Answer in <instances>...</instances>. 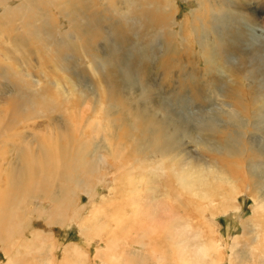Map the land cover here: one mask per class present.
Here are the masks:
<instances>
[{"label":"rangeland","instance_id":"obj_1","mask_svg":"<svg viewBox=\"0 0 264 264\" xmlns=\"http://www.w3.org/2000/svg\"><path fill=\"white\" fill-rule=\"evenodd\" d=\"M25 1L27 0H0V16L3 14L4 10L7 9H14L16 11V14L11 16V22H8L5 27L0 26V42L2 43H0V52L2 51V54L0 53V65L5 66L6 64H11L16 67L18 71H23V74L24 72H27L26 75L24 74L25 79L29 83L34 84V88L37 89L39 93L42 92L41 95L45 97V99L51 102L50 98L52 97L54 98L55 103L59 102L57 106L58 110L54 107H50L47 108L48 111H50L49 109H56L55 111L53 110V113L55 114L57 112L55 115H61L63 119L64 117L66 118L65 114H67L66 110L68 105L72 103L71 105L74 106V111H84V116L86 118L90 116L93 117L95 115L96 112H93V108H96V111H100L103 114V112L106 110V106L110 104V102H108L109 99L113 98L115 100L114 96L109 95V85L112 84L115 86V84L118 83L119 86H125L126 90H130L129 92L131 96L134 97L133 102L135 105L143 106L146 104V106L151 109L152 113L159 115L161 118L162 113L171 114L175 117H179L180 121L183 122L181 123L183 124V130H186V133L184 134L183 140H181V144H183L182 146H184L186 150H184V152L178 153V156L174 158L175 160L172 164V167L170 168H164L161 170L159 168L160 164L153 165L152 170L157 168V172L153 174L154 176L152 181L146 186L147 196L144 197H147L146 203L151 202V205L154 208L160 205L162 206V209L165 207L167 201L161 187H163L168 176L166 173L167 170L165 169H170L172 172V180L177 188L183 187L182 181L187 180V176H190V178L193 177V180L196 178L197 181L194 182L192 180V188L198 194L197 196H199L200 199L199 197L191 198V200L196 201V203L194 202L195 204H189L190 206L187 205V208H182L183 210H179V207L177 208L176 206L177 213L173 214V229L176 236L169 239L171 241L169 244H174L173 242H175L180 247L178 249L179 254L177 253L178 251L175 253L168 251L170 246L169 244L164 245V243L167 242L166 239L163 238L160 241L161 247L159 248H161V250H158L156 253L151 251L150 255L156 256V261L152 262L151 264H169V262L172 264L173 258L177 260L176 264H214L211 260L213 257L217 259V264H232L230 258L233 254L232 252H234L232 250V244L233 238L235 236H239V241L240 243L242 242L241 245H243L242 247H247L248 244L253 243L250 242L251 237H255V239L258 240L264 235V227L257 228L254 224L256 221L255 219L253 220V216L256 214L258 215V217H256L258 220L259 216L261 215V212L257 211L255 207L257 206L255 200H257V197L259 198V194L254 189L258 190V188L252 184L251 176L247 174L248 168L246 166L248 162L239 156H236V158L233 159L215 151L209 152L207 149L198 146L196 144L198 141L194 137L192 138L191 135L187 134L190 132V128L188 127V129H185V127L187 128V126H191V121H186L184 119L187 118L188 115L192 116V111H194V117H196L197 114H206V110H198L199 105H204V109H209L210 106V110L214 109L215 107L217 109L218 106L225 107L223 102L226 101H232L235 105H238V102H235L232 99L233 96L229 93H226L224 89H227L226 86L231 83L232 77L230 76L233 74H235L240 80L241 78L244 80L246 79L248 70L246 69V65L243 61H247L248 59H250L249 61H253V59H260L258 60L259 63L262 62V59L264 61V0H199L202 3H206L205 5L207 9L206 13L204 11L202 12V10L197 12V15L204 19L206 26L204 27L202 25V27L198 29V35H200V39H202L203 36L207 37V42L210 43L208 44L209 51L212 49L210 52L212 54L211 57H216L213 61V67H215V69H213L212 72L220 78L217 84H215L216 80H211V85H209V83L203 84V82H200L201 79L203 80L201 71L206 66L205 58L202 56L198 58L192 53H198L197 51L200 50V44L197 43L198 39L196 40L195 36L190 34V29L194 27L195 18L194 12L192 10H195L194 8L198 7V0H147L148 2L146 0H30L29 3L34 4V8L22 11L26 13L29 12V14H27L28 17L24 16V14L21 15L22 12L17 14V7ZM84 3L90 5V8H86ZM108 3L112 7L117 5V8L121 6L123 9L121 10V8H119L120 10H116L117 13L115 11L113 14V12L107 10V8H109ZM127 7H130V16L137 13L141 14L145 8L147 9L149 7H153V9H155V11H153L154 15L162 16V19H171V17L174 16L176 22H180L178 24L183 25V27H180L175 22L174 26L178 31H182L181 36H168L163 32L161 34L162 36H160V28L154 26H148L142 30L136 31V28L132 27L130 24L131 22L129 18L127 20L128 22L124 21L127 23L126 25L123 22L119 24V21L124 20V16L122 14L123 11L127 12ZM61 8L66 11H61ZM103 8H105V10ZM32 11H34L36 17L33 16ZM99 11L102 13L99 14ZM222 14L223 18H225L224 16L227 17L229 15L232 21L234 20V22H226L229 24H227L226 29L222 28L223 32L220 36L219 31H214L213 29L217 26L221 27L223 22L220 20H214L213 22L212 20L213 18L220 17ZM26 17L28 19L29 26H32L33 22L35 25H40L42 20L49 21V25L45 26V29H42L48 37L45 35V38H43L44 33L42 30H39L40 32L38 31L40 36L38 34H33L36 33V27L32 28V33H30L28 30L29 27L25 28ZM115 18L118 19L116 20ZM75 21L79 24H77ZM216 21H219L218 24H215ZM197 23L198 22H196V25ZM74 24L87 30L92 29L94 40H99L100 45L94 43L93 48L95 49L85 47L81 44V40L76 38L77 33L71 34L70 39L67 38L65 33L70 32V26ZM116 24L121 25V32L116 31V28H119L114 26ZM103 25L105 26L103 27ZM106 26H108V28H105ZM103 29L107 31H104ZM112 30L116 31L117 33ZM162 30L168 32L165 28ZM20 32L24 34H21ZM18 33L20 34L18 35ZM21 35H24L25 39L20 40L22 37ZM198 35L197 38H199ZM84 37L87 39L89 38L88 35H85ZM7 38L10 39L8 40ZM24 42L27 44H23ZM65 42L70 43L71 46H74L69 49L67 48L68 50H65L63 47L59 49L58 44ZM72 43L74 44L72 45ZM170 45L175 46L173 51L168 49ZM19 46H21V48ZM5 47H7V49ZM8 48L10 49L9 51H7ZM88 50L93 54H99L100 52V56L103 54L107 55H105L108 59L107 68H105L104 71L101 72L99 69H97L96 63L91 62L88 56ZM257 51L259 54H256ZM178 52L181 54H178ZM144 53V62L141 67L137 64L140 58L139 55ZM57 55L59 58L58 60ZM64 56L68 58L69 62L62 66L61 61ZM196 59L201 61L199 62V65H197ZM195 60L196 63L193 68L192 65ZM17 62L19 63V66H16L18 65ZM24 62L27 63L25 64ZM230 68H233L232 71L229 70ZM2 79H0L1 83L7 82V79ZM222 81L223 83H221ZM192 82H195L196 84L192 85ZM125 87L120 90V93L125 90ZM221 88L222 91L219 90ZM190 89H192L194 93H190ZM6 93L7 94L4 95L5 97H3V94H0V129L2 127H6L7 129L4 130L3 135L11 134L12 138L10 141H8V139L7 141H4L5 139H3L2 135L0 134V164H3L0 166V170L3 169V171L6 169L5 166L7 167V162L10 160L11 162H17L18 160L16 157L18 152L16 149H14L15 146L19 145L21 150L27 152L35 151L37 155L40 156V149L38 146L40 141L44 140V142L47 144L46 137L49 136V138H53L55 140L59 138L60 142L62 143L63 140L65 141L63 138V129L66 127L75 126V124H67V122L64 124L63 121L61 124H53L52 122L47 123L43 117L36 116L35 119L30 121H19L13 126L9 125V127H7L10 119H12V113L15 112V109L13 108L11 97L9 98L8 96L10 92ZM30 94L31 93L29 92V95ZM192 95L195 96V98H191ZM217 104L219 105L217 106ZM255 106L256 105H253L252 103L247 105L248 116L251 114L252 109L255 108ZM185 109L190 111L188 112L189 114L185 113ZM173 110H176L177 112ZM8 117L11 118L7 119ZM250 119L253 120L255 118L253 115H251ZM184 123L187 126L184 125ZM49 125H51V128L48 130ZM249 129L253 130L252 126H249ZM126 130V127H123L118 132L119 139L127 142L132 154L136 156V141L125 136V134H127ZM223 130L225 131V129ZM223 130L221 134L218 135L221 140L226 135ZM17 133L18 135L15 136ZM45 133L47 136L43 138V135H46ZM257 141L264 143V140L259 138V136L257 137ZM145 155L149 160V163L147 164L156 163L154 161L158 159L157 156L154 154L149 155V152ZM226 157L228 158L226 160L230 164L221 163V166L219 163L216 165L214 164L215 162H212L215 159H225ZM6 160L8 161L5 162ZM94 163L95 164L93 165L97 164L100 168L99 161L97 162L95 160ZM134 163L136 165L138 164L136 162ZM230 168L233 171L232 174H234L235 171L240 174V176H238L235 173L234 177H232L233 175L230 174V178L234 181V183L236 182L237 188L239 190L236 188L235 193L232 191V202L230 201V209H228V212H219L213 217L211 215L214 209L213 206L218 207L223 201V198L214 199L213 197H207L210 196L211 187L216 189L218 185L221 187L226 186L224 184L225 179L217 172L226 169L229 170ZM102 169H99L98 173L96 170H94V172L97 174L95 176L96 184L99 183V179L105 173H107L108 170H110V167L105 166V168L103 167ZM113 171L115 172L116 168H114ZM0 175H2L0 178V184L7 187V175L3 172L0 173ZM89 178L92 181L94 176H90ZM109 180L110 182L117 180L116 185L114 186L115 192L118 191L119 186L122 185L124 181L123 178H119V174L115 175L114 173L113 175H110ZM3 181H5L7 185L5 182L3 184ZM104 181L105 178L103 179V182ZM249 185L252 186L249 188ZM229 189L230 188H228V190ZM260 189H263L262 191H264V188L260 187ZM185 191L189 192V190ZM221 191L222 190L219 192ZM92 193L94 194V192ZM5 194L6 193L1 194L3 195V201L1 202L2 206L9 205L10 207L14 208L17 203H9L8 201L11 195ZM110 194L111 193L108 190V186L99 187L97 194H95L96 204L98 206H102L103 208L109 207V205L107 206L106 204H102L101 199L103 196L108 198ZM87 195L88 194H85L81 191L77 193V207H81L82 205L87 206L85 211L83 210L85 216L88 215V212H90L91 208L93 207L91 204L93 201L90 202V197H87ZM15 196L18 200L19 198L24 199L22 203L18 205V210L20 213H22V211H24L25 207L27 206L25 213L27 220H30V218L33 216L37 217V208L42 209L44 207L46 211H51L55 207V202H48V200H39V198L32 199V196L28 199L27 195ZM187 196L188 195L186 194L184 198ZM80 199L82 200L80 201ZM202 200L210 204V206H207V208H209L203 216H201L199 212L196 211V206H198L197 204H201ZM186 204L188 203L186 202ZM232 206L233 208H231ZM193 207L196 209L195 211L193 210ZM70 208L76 209L74 205H70ZM73 211L74 209H70L68 211L70 216L75 214V211ZM250 218L251 221L249 220ZM260 219H262V216ZM41 220H43V222L40 223ZM41 220H34V222L32 220L29 223H25L24 227L32 225L34 228L31 230L40 234L39 241L43 239L44 242H46L44 244V252L39 250V241H35L36 248L25 249L24 247H21L23 244V240H21V238H5L6 244H10L8 245V249L0 248V264H5V262L7 263L9 260V263H11V260H14L17 258V256L22 257L20 264L22 262V264H51V260L49 258L53 254L54 256L57 254V257L55 256L57 259H55V262L53 261V264H64L65 257L72 255V249L75 244L77 246L80 245V250L85 252V256L88 257H76V259L83 258L85 262L84 264H93L94 260L95 264H101L100 260L96 258V253L98 252L96 249H98L100 243L101 246L105 245L102 241L100 242L98 236H90L85 239V237L81 234L78 225L76 223H70L69 225L67 221L66 224L62 226L54 223L52 225L54 232L51 230V233L54 234H51L47 229H45V226H47L49 221L47 219ZM206 220L208 222H205ZM41 224H43V227ZM1 225L0 234L7 233V227L5 225ZM245 225L248 229L251 228L248 234L246 233L249 230H244ZM2 227L6 229L4 230ZM24 232L25 231H23V234ZM28 237L30 239L31 235ZM101 237H104V235H101ZM23 238L24 237L22 236V239ZM175 238H177V240H174ZM213 241H216V243H212ZM14 244H16L17 247L14 246L10 248ZM217 247L218 251H214L213 249ZM242 247L240 248L242 249ZM56 248L57 252L55 250ZM87 249L89 251H87ZM32 252H36V254L32 255L34 256L33 258H30L31 255L29 253ZM211 255L212 257H209ZM171 257L172 259H170ZM52 260H54L53 257ZM106 262H108L107 264H110L108 259Z\"/></svg>","mask_w":264,"mask_h":264},{"label":"bare ground","instance_id":"obj_2","mask_svg":"<svg viewBox=\"0 0 264 264\" xmlns=\"http://www.w3.org/2000/svg\"><path fill=\"white\" fill-rule=\"evenodd\" d=\"M29 1L30 0H27L17 7V14L21 13L22 11H26L34 8V4L29 3ZM200 1L199 0L197 1L198 7L194 8L195 10H192L194 12L195 18H194V27L190 29L191 30L190 34L192 36H195L196 40L198 39L197 43L200 44V50L199 51L196 50L198 53L196 52H192V53L196 55L198 58L202 56L206 60V66L201 71L202 73L200 72L203 78V80L201 79L200 82H203V84L209 83V85H211L210 84L211 80L213 81L216 80L215 84H217L220 78L217 77L215 73L213 74L212 72V70L215 69V67H213V61L214 58L216 57L214 56L211 57L212 54L210 52L212 51V49L211 51H209L208 44L210 43L207 42V37L203 36L202 39H200V35H198V29L201 28L202 25L206 27L204 23V19L201 18V16L197 15V12L199 10L200 11L202 10V12L204 11L206 13V9H207L205 5L206 3L205 2L202 3ZM84 6L86 8H90V5H88L87 3H84ZM119 8H121V6L117 8V5L112 7L109 4V8H107V10L113 12L114 14L116 10L117 11L120 10ZM103 9L105 10V8ZM122 9L123 8H121V10ZM62 10L64 9L61 8V11ZM126 10L127 12L123 11L122 14L124 16V20L119 21V24H121V22L125 23L124 21H127L129 18L131 22L130 24L132 25V27L136 28V31L142 30L148 26L150 27L154 26L160 28V36H162L161 35L162 32L167 34L168 36L169 35L181 36L182 34V31H178L174 27L176 22L174 16H172L171 19L170 18L162 19V16L154 15L153 11H155V9H153V7L152 8L149 7L147 9L145 8V10H143L141 14L137 13V14H132L131 16H130V7H127ZM32 13L33 16H35L34 11H32ZM101 13L102 12H100L99 14ZM13 14H16V11L14 9L4 10L3 14L0 16V26L5 27L8 24V22H11V16ZM23 14L24 16L28 17L27 14H29V12L27 13L22 12L21 15ZM27 17L25 22V26H26L25 28L29 27L28 30L30 33H32L33 30L32 28L36 27L35 28L36 33L33 34H38L39 30L45 29V26L49 25V21L42 20L40 25H35L33 22L32 26H29ZM224 17L226 19L223 18V14H222L220 17L213 18L212 20L213 22L214 20H220L223 22L221 27L217 26L213 29L214 31L218 30L220 36L221 33L223 32L222 28L226 29L227 24H229L230 22H234V20L232 21L229 15L227 17L226 16ZM196 22H198L197 25ZM218 22L219 21H216L215 24H218ZM178 23L180 22H176V24ZM119 24L114 25L115 27H119L116 28L117 32L122 31V27H120L121 25ZM126 24L127 23H125V25ZM104 26L105 25H103V27ZM179 26L183 27V25H179ZM105 28H108V26H106ZM163 28H165L169 33L162 30ZM103 30L107 31L105 29ZM116 31L114 32L117 33ZM20 33H18V35ZM71 34H76V38L78 40H81V44L84 45L85 47L93 48L94 43L100 45L99 40L98 41L94 40L92 29L87 30L80 26L78 27L76 26V24H74L70 26V32L65 33V36L70 39ZM45 35L46 34L44 33L43 38H45ZM85 35H88L89 38L88 39L85 38L84 37ZM197 35L199 38H197ZM21 36L22 37L20 38V40L25 39L24 35ZM23 44H27V43L24 42ZM73 44L74 43H72V45ZM58 45H59V49L63 47L65 50H68L69 48H72L74 46V45L71 46L70 43H66V42L62 44L59 43ZM19 47L21 48V46ZM5 48L7 49V47ZM174 48L175 46L172 45L168 47V49L172 51L174 50ZM9 50L10 49L8 48L7 51ZM257 53L258 51L256 52V54ZM178 54L181 53L178 52ZM105 55L106 54L100 56V52L99 54L96 53L93 54L88 50V56L91 62L96 63L97 69H99L101 72L104 71L105 68H107L108 59L106 57L107 55L106 56ZM139 56L140 58L138 60L137 65H140L142 67L145 53ZM58 59L59 58L57 55V60ZM196 60H197V65H199L200 64L199 62L201 61L199 59ZM196 60L195 62H193L192 67L195 66ZM249 60L250 59H248L247 61H243L244 64L246 65V69L248 70L246 79L244 80L241 78L240 80L235 74H233L230 76L232 77L231 83L226 86L227 89H224L226 93H229L233 96L232 99L235 102L237 101L238 105H235L232 101L225 100L226 102H223V105L225 107L222 106L220 107L218 106L219 104H217L218 106L217 109L215 107L214 109L210 110V106L209 109L207 108L204 109L203 108L204 105L201 103L203 106L199 105L200 107L198 106V110L200 111L206 110L205 111L206 114H197L196 117H194V113H193L194 111H192V116H193L192 117L188 115L189 114L188 112L190 111L185 109V113H188L187 114L188 117L185 118L184 120L191 121V126H187L185 123L184 125L187 126V128L185 127V129H188V127L190 128L189 129L190 132L187 134L191 135L192 138L194 137L198 141L196 143L198 146L207 149L209 152L215 151L219 154H222L224 156L226 155L229 158H233V159L236 158V156H239L243 158L246 162H248L247 166L245 164V166L248 168L247 174L251 176L252 184H254L256 188H258V190L257 189L254 190L259 194V198L256 196L257 200L255 201L257 203V206L255 207L257 211L261 212L260 213L261 215L259 216V220L256 218L258 217V215L256 214L257 212L255 213L256 215L254 214L255 216H253V220L255 219L256 222L255 221L253 222H255L254 224L257 228L258 227L261 228L264 227V191H262L263 189H260V187L264 188V145H263L264 143H260L259 141H257V137L259 136V138H262L264 140V61L262 59V62L259 63L258 60L260 59L258 60L253 59V61H249ZM67 62H69V60L67 57L64 56L61 61L62 66ZM135 65H136V61H135ZM16 66H19V63ZM232 69L233 68H230L229 70L232 71ZM22 72H20V70L18 71L17 68L11 64H6L5 66L0 65V79L2 78L7 79V82L5 83L0 82V94L1 95L3 94V97H5L4 95L7 94L6 92H10L8 96L9 98L11 97L12 99L11 101L13 102V108L15 109V112L12 113V119H10L11 117L7 118L10 119V122L7 124V127H9V125L13 126L15 123H18L19 121L22 122L30 121L32 119H35L36 116L43 117L45 119V122L47 123L52 122L53 124L55 123L61 124V122L63 121L64 124L67 122V124L71 123V124H75V126L72 127L64 126L66 128L63 129V138L65 139L66 142L63 140L62 143L60 142L59 138H57V140L53 138L51 139L45 133L46 135H43V138L47 136L46 137L47 144L44 142V140L40 141L38 144L40 149V156H38L35 151L27 152L21 150L20 146L17 145L14 148L18 152V155L16 156L18 159L17 162L16 161L11 162V160L9 162H7L8 160L5 161L7 162V167L5 166L6 169H4V171L3 169H1L0 173L3 172L7 175L8 186L5 187L3 185L4 186L3 187L0 184V198H1L0 225L3 224L7 227V233L0 234V248L8 249V245L10 243L7 245L5 238H13V237H16L18 239L21 238V240H23V244L21 245V247H24L25 249L36 248L35 241H39L40 234L38 232H34L33 230H31L32 228H34L32 227V225L26 227H24V225L25 223H29L32 220L34 222V220L47 219L49 223L47 224V226H45V229H47L50 233L51 230L54 232V229L52 228L53 227L52 225L54 223L62 226L66 224L67 221L69 225L70 223L72 224L76 223L80 228L79 230L81 231V234L85 237V239L90 236H94V237L98 236L100 242L102 241L103 244L105 245V246H101L100 243L98 249H96L98 250V252L96 253V258L100 260L101 264H107L108 263L106 262L107 259L110 261V264H151L152 262H155L156 256L150 255L151 251H153V253H156L158 252V250L159 251L161 250V248L159 247H161L160 241L163 238L166 239L167 242V243L163 242L164 245H167L169 244V242H171L169 239L176 236L173 229V220H174L173 214L177 213V208L179 207V210H181L182 208H187V205L196 203V201L191 200V198L199 197L197 196L198 194L192 188L193 177L190 178V176H187L186 178L187 180L184 179L185 181H182L183 187L177 188L172 180V172L170 169H165L167 170L166 173L168 176L164 182L163 187H161L163 194L166 196L167 203L165 204V207L162 209V206L160 205L154 208L151 205V202L146 203L147 197H144L147 196L146 186L152 181V178L154 176L153 174L157 172V168L154 169L155 171L152 170L153 165L160 164L159 168L161 170L164 168H170L172 167V164L175 160L174 158L178 156V153L184 152V150H186V148L182 146L183 144H181V140H183L184 134L186 133V130L185 131L183 130L184 129L182 124L183 122L180 121L179 117H175L171 114L162 113V118H161L159 117V115L152 113L151 109L148 106H146V104H144L143 106L135 105L133 102L134 97L131 96L129 92L130 90H126V87L124 86L125 90H123L122 93H120V90H122L124 87L119 86L118 83L115 84V86L112 84L109 85L108 88L109 95L114 96L115 100L113 98L109 99L108 102H110V104L107 103L108 105L106 106V110L103 112V114L100 111H96V108H93L94 109L93 112H96L95 115L93 117L90 116L86 118L84 116V111L82 110L74 111L73 109L74 106L71 105L72 103H70L66 110L67 113L65 114L66 118L64 117L62 119L61 115L59 116L55 115L57 112L55 114L53 113L57 109L59 102L57 101L58 103H55V100L52 97L50 98L51 102L45 99V97L41 95L42 92L39 93V91H37V89L34 88L33 86L34 84L29 83L25 79L24 74L26 75L27 72L26 73L24 72V74ZM221 83H223V81ZM193 84L196 83L192 82V85ZM219 90L222 91V88ZM29 92L31 93L30 95ZM191 92H193L192 89H190V93ZM193 95L191 98H195V96ZM250 103L256 106L255 108L252 109L251 114H249L248 116L247 105ZM50 107L51 108L54 107L56 109L55 110L53 109L54 111L49 109L50 111H48L47 108ZM173 111L177 112L178 109L177 111L176 110ZM251 115L254 116L255 119L253 120L255 121L250 119ZM249 126H252L253 130H250ZM123 127H126L127 129L126 130L127 134H125V136L127 138H131L136 141V150H137L135 152L136 156L132 154V151L128 147L127 142L119 139L118 132ZM50 128L51 125H49L48 130ZM6 129H7L6 127H2L0 129V134L2 135L3 139H5L4 141H7V139L8 141H10L12 138L11 134L3 135V132ZM223 129H225V131ZM222 130L226 133L225 137L222 139L223 141L218 136L219 134H221ZM17 135L18 133L15 134V136ZM148 152L149 155L154 154L155 156H157L158 159L154 161L156 163L147 164L149 163V160L146 158L145 154L146 153L148 154ZM226 159L228 158L226 157L225 159L223 158L218 160L215 159L212 162H215L214 164L216 165L219 163L222 166L221 163L223 164L229 163ZM95 160L97 162L99 161L100 168L97 164L93 165L95 164L94 163ZM134 162L138 164L136 165ZM1 165L3 164H0V166ZM105 166H109L110 170H108L107 173H105L99 179V183L96 184L95 176L97 174L94 172V170H96V172L98 173L99 169H102L103 167L105 168ZM114 168H116L115 172L113 171ZM230 169L217 172L225 179L224 184L226 186L221 187L220 185H218L216 189L211 187L210 196L207 197V198L213 197L214 199L223 198L222 199L223 201L219 204L218 207L213 206L214 209L211 213L213 217L217 215L219 212L226 213L228 212V209H230V203L232 202L231 198L233 196L232 191H234L235 193L237 188L236 182L234 183V181L230 178V174L233 173L232 169L231 170ZM109 172H113L115 175L119 174V178L124 179L123 184L119 186L118 191L116 192L114 191L115 190L114 186L116 185L117 180L110 182L109 177L110 175H113V173H109ZM235 173L238 176H240V174L237 171H235ZM234 174H232L233 175L232 177H234ZM90 176H94L92 181L89 178ZM1 177L2 175H0V178ZM104 178L105 181L103 182ZM193 181L195 182L197 181V179L194 178ZM4 182L5 181H3V184ZM104 186L106 187L108 186V190L111 193L110 196H108V198H106V196H103L101 199L102 204H106L107 206L109 205V207L107 208H103L100 205L98 206L95 202V197H96L95 194H97L98 188ZM251 186L252 185H249V188ZM228 188L230 189L228 190ZM185 190H189V192H191L192 194ZM220 190L222 191L219 192ZM80 191L85 194H88L87 197H90V202L91 201L94 202V203L91 202L93 207L91 208L90 212H88L87 216L84 215L85 214L84 211L87 208V206L82 205L81 207L79 206L77 207V193ZM92 192H94V194ZM2 193L10 194L11 197L8 202L9 203L15 202L17 203V205L14 208L6 204H5L6 206H2L1 203L3 201V195H1ZM186 194L188 196L184 198ZM15 195H27L28 199L32 196V199L39 198V200L41 199V200H48V202H55V207L51 211H46L45 208L41 206L43 207L42 209L37 208V213H38L37 217L33 216L30 218V220H27V218L25 217L27 206L25 207L24 211H22V213H20L18 210V205L21 204L24 199L19 198L18 200ZM81 200L82 199H80V201ZM186 202L188 204H186ZM70 205H74L76 209L70 208ZM197 205H198L196 206L197 210L194 209V207L193 210L198 211L201 216H203L204 213L208 210L209 207L207 208V206H210V204L205 202L204 200L201 201V204H197ZM231 208H233V206ZM70 209H74L75 211V214L73 216L72 215L70 216L68 213ZM261 216L262 219H260ZM249 220L251 221V218ZM41 222H43V220H41L40 223ZM205 222L208 221L206 220ZM41 225L43 227V224ZM246 225L244 226V230L248 229ZM248 230L249 231H247L246 234L250 232L251 228ZM23 231H25L24 234ZM30 235L31 238L29 239L28 236ZM101 235H104V237H101ZM22 236L25 239L24 238L22 239ZM128 240H129V244H128ZM174 240H177V238H175ZM39 242H40L39 250L44 252V248H45L44 244L46 242H44L43 239H41ZM250 242L253 243L248 245L246 244L247 247H242L243 245H241L242 242L240 243L239 241V236H235L233 238L232 250L234 252H232L233 253L231 256L232 259L230 258L232 264H264V235L261 236L258 240H256L255 237L254 238L251 237ZM173 243L174 244L172 243L169 244L170 248L168 251L175 253L178 251L180 247L175 242ZM212 243H216V241H213ZM14 246L17 247V245L14 244L10 248ZM79 246L80 245L77 246L76 244L73 246L72 249L73 253L72 255L65 257L64 264L85 263L84 259L83 258L80 259V258L85 256L86 253L82 252L80 250L81 247ZM240 247H242V249ZM55 250L57 252V248ZM213 250L218 251V247ZM87 251L89 250L87 249ZM177 253L179 254V251ZM29 254L31 255L30 258H33L34 256L32 255L36 254V252H32ZM56 255L57 254H55V256ZM55 256L53 254L49 258L51 260V264H53V261L55 262V259H57L56 258L57 256L56 257ZM52 257L54 258V260H52ZM76 257H80V258L76 259ZM85 257L88 258L87 256ZM209 257H212V255ZM15 259L11 260V263H9L10 261L9 260L7 263L5 262V264H14L16 262H17L16 264H20L22 257L17 256V258ZM170 259H172V257ZM211 260L212 263L217 264L216 262L217 259H215V257H213ZM170 263L171 262H169V264ZM176 263L177 260L173 258L172 264H176ZM93 264H95V260Z\"/></svg>","mask_w":264,"mask_h":264}]
</instances>
